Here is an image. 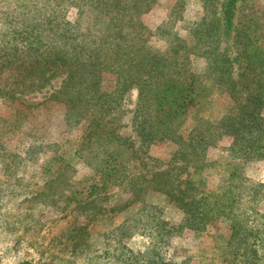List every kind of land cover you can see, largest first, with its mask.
I'll list each match as a JSON object with an SVG mask.
<instances>
[{
	"label": "trees",
	"instance_id": "trees-1",
	"mask_svg": "<svg viewBox=\"0 0 264 264\" xmlns=\"http://www.w3.org/2000/svg\"><path fill=\"white\" fill-rule=\"evenodd\" d=\"M211 1L202 3L214 10ZM237 1L222 0L210 17L191 23L185 37L173 30L170 18L155 31L147 28L141 15L151 0H11L1 12L0 72L11 71L13 81L0 86V98L30 110L35 104L24 103L22 97L46 91L60 79L48 98L64 104L68 125L86 123L77 154L102 180L92 188L125 185L132 196L129 204L139 203L138 212L146 216L141 222L135 217L133 226L154 231V246L132 253L123 243L129 233L121 230L126 223L117 228L123 232L115 237L125 256L122 264H173L162 258L160 244L183 227L206 231L219 218L231 221L229 240L238 242L244 264H260L264 255V212L259 209L264 185L250 181L239 165L264 159V46L258 42L256 20L250 18L241 28L235 24ZM69 9L76 10L73 20L67 17ZM84 18H91L98 30L83 31ZM146 33L164 37L165 45L149 44ZM236 45L239 52L229 57L228 47ZM195 55L209 59L199 73L191 69ZM242 57L244 65L237 71L234 61ZM108 73L113 77L109 91L102 89ZM131 90L137 92L129 124L136 140L120 132ZM214 95L227 97L225 111L216 119L210 114ZM26 115L17 108L14 118ZM11 121L0 117L2 126ZM224 135L231 137L228 157L236 165L214 195L206 194L192 175L206 168L208 147ZM165 140L177 146L168 166L136 157L140 148ZM2 145L0 138V149ZM150 192L163 194L181 210L178 225L145 200ZM86 232L84 225L72 231L76 245L83 246Z\"/></svg>",
	"mask_w": 264,
	"mask_h": 264
},
{
	"label": "rangeland",
	"instance_id": "rangeland-1",
	"mask_svg": "<svg viewBox=\"0 0 264 264\" xmlns=\"http://www.w3.org/2000/svg\"><path fill=\"white\" fill-rule=\"evenodd\" d=\"M221 1L212 0L210 4L214 2V10L218 11ZM11 4V0H0V22L3 20L1 12ZM214 10L212 5L204 6L202 0H151L141 19L149 30L155 31L159 24L170 18L173 30L185 37L191 23L204 16L210 17ZM67 11L69 19L77 17L76 10ZM250 18L256 20L258 42L264 46V0L237 1L235 24L241 28ZM81 26L86 32H95L99 28L91 18H84ZM145 38L151 45H165L164 37L146 33ZM239 47H228L229 57L236 56ZM208 64L207 58L191 57V69L195 73ZM243 65V57L234 61L237 71ZM12 81L11 71L0 72V86L9 87ZM102 82V89L109 91L113 77L105 74ZM59 84L60 79L46 91L22 97L24 103L35 104L30 110L19 105L18 101L11 103L0 98V117L12 120L3 126L0 123L3 144L0 149V264H122L125 256L118 249L115 238L120 237L121 230H129L122 238L132 253L150 250L155 244L154 231L146 225L133 226L135 217L141 222L146 216L138 212L139 203L129 204L132 196L125 185L108 184L102 190L92 188L102 180L94 167L77 154L86 123L68 125L64 120V104L48 98ZM136 96V90L126 95L128 113L124 116V126L120 128L124 136L134 140L129 124ZM226 106L225 95H214L211 117L220 118ZM17 108L26 112L23 119L14 118ZM261 114L264 116V109ZM185 127L188 130L190 124ZM230 143L231 137L224 135L215 145L208 147V165L192 175V179L202 184L206 194L214 195L229 168L236 165L231 164L228 157ZM140 149L142 152L138 151L136 157L148 156L155 165L166 167L177 146L165 140ZM134 163L132 161L130 166ZM239 165L250 181L264 185V159L246 160ZM145 200L155 204L162 218L170 224L176 226L183 219L181 210L163 194L150 192ZM120 206L125 207L118 209ZM259 209L264 212V198ZM124 223L125 227L117 229ZM230 224L229 219L219 218L203 232L180 228L170 236L168 243L160 244L162 258L173 264H244L238 242L229 240ZM82 225L86 227L87 235L81 247L76 245L71 234ZM259 257L260 264H264V255Z\"/></svg>",
	"mask_w": 264,
	"mask_h": 264
}]
</instances>
